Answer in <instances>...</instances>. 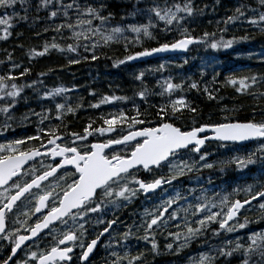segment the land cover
Instances as JSON below:
<instances>
[{
  "label": "trees",
  "instance_id": "16d2710c",
  "mask_svg": "<svg viewBox=\"0 0 264 264\" xmlns=\"http://www.w3.org/2000/svg\"><path fill=\"white\" fill-rule=\"evenodd\" d=\"M186 2L192 4L194 12L191 16L180 13L184 18L179 25L176 22L165 25L149 11L155 7L172 8L174 11V5L183 6ZM42 3L43 0H24L21 4L18 0L14 9L0 8V16L12 15L15 12L10 21L12 27L8 29L11 34L6 40H0V77L11 75L16 78L5 81L6 90H11V84L15 83L24 91L12 102L0 104V107L12 105L8 114L0 113V144L12 143L27 134L48 138L43 135L44 132L56 128L59 129L58 134L69 136L75 132L85 133L86 128L91 133L101 128L108 130L109 126L104 123L105 119L119 117L121 113L125 117L147 121L144 124L132 125L130 128V121L122 120L113 125L112 130L115 134L111 137H115L118 133L131 129L159 126L162 122L160 109L165 105H168V110L163 122L172 123L182 130H189L198 125L228 122L264 123V22L257 26L249 24L248 10L237 0H49L46 7H41ZM61 4L72 5L67 18L63 14ZM241 6L245 13L243 16L236 13V8ZM253 6L260 11L264 10L258 2L253 3ZM87 7L97 8L101 15L109 17L103 26L104 29L110 31L114 27H120L124 30L118 40L110 41L108 44H104L99 36L94 37L97 39L94 42H98L99 45L95 49L97 57L95 60L92 59L93 50L90 46L88 51L83 47L78 48L75 53L67 51L68 45L76 43L67 28L60 32L55 31L59 25L66 24L69 20L75 24L80 18V13ZM52 11L58 12L57 17L50 18ZM229 17L237 18L225 23ZM99 24L100 21L93 20V26ZM149 24L153 25L149 27L150 37H145L143 33L137 36L130 30L131 26ZM4 27L0 25V35L4 34ZM205 33L208 34L207 37ZM184 35L203 40L204 42L199 43L200 46H208L213 41H233L232 50L239 51L242 58L233 59L234 56H225L224 48L220 47L212 56L215 66L201 71L197 61L206 56L200 51L194 59H190L189 53L186 61L177 60L176 63L190 64L175 66L174 72L169 75L178 78L175 84L181 85L180 89H175L171 93L165 91L166 85L158 72H154L152 76H149V73L145 74L138 81L129 80L125 72V66L133 67L126 63L129 55L172 43ZM53 42L64 51L52 48ZM80 43L88 42L81 37ZM46 45L49 47L44 55L34 54L43 52ZM250 48L257 52L253 54L252 51H248ZM74 59L79 60V63H72ZM122 60L125 62L119 63ZM158 60L143 63V66L157 63ZM252 77H256L255 83L252 82ZM229 79L237 81L244 79L250 87L238 92L236 89L239 84L231 85L227 83ZM193 83L197 88L190 87ZM57 88H63L65 91L58 95H49ZM205 88L208 89L207 92L204 91ZM141 92L145 93L144 98L137 97ZM122 96L127 100L117 101ZM104 97L109 98L108 102H102ZM178 98H183L188 107L181 108L173 114L170 104L172 100ZM58 103L65 105L60 120L56 119ZM68 107L73 111L68 112ZM189 108L195 111H189ZM41 117H46L43 123ZM260 144L259 142L249 145L224 144V147L219 143L208 144L199 155L186 153L180 156V159L188 162L200 155L205 157L209 155L206 160L213 167H204L195 174L199 187L209 190L210 194L220 191L230 201L245 199L248 196L244 191L249 186H252L253 192L264 191V153L257 151ZM249 157L253 163L238 167V160H247ZM165 173L164 169L156 176L165 177ZM189 175L190 173L184 176ZM179 186L178 182L172 184L173 188ZM145 209H150L147 202ZM139 210L137 206L132 209V213H129L130 222H136ZM251 212L245 213L243 209L242 213H238L239 219L243 217L242 223H245V218L248 221L245 228H239L236 232L244 238L240 241L241 244L249 241L248 237L252 236L253 232L260 233L264 229V213ZM126 214L120 213L119 216L124 220ZM115 228L123 233L127 231L124 223H117ZM210 233L211 230L207 229L204 235L196 240L197 247L191 248L187 253L184 251L175 253L171 250L163 252L161 249L154 257L143 247L147 244V241L143 240L133 246L134 256L141 257L136 262L187 264L184 262L186 257L198 256L202 249L208 248L202 247L203 245L212 244V247L216 245L207 242ZM102 241L91 261L99 257L104 261L109 257L107 249L101 246ZM52 242L50 238H46L43 248L49 249ZM149 244L151 245L150 242ZM234 245L235 242H231L223 247L233 249ZM206 256L212 258L211 264H241L243 250L233 252L231 256H219L216 253Z\"/></svg>",
  "mask_w": 264,
  "mask_h": 264
},
{
  "label": "snow or ice",
  "instance_id": "6c2138e0",
  "mask_svg": "<svg viewBox=\"0 0 264 264\" xmlns=\"http://www.w3.org/2000/svg\"><path fill=\"white\" fill-rule=\"evenodd\" d=\"M18 0H0V8L9 9L13 8L17 4ZM19 3L23 4L24 0H19ZM49 0H43L41 7H46ZM260 5L264 6V0H259ZM64 9V16L68 17L69 9L72 8L71 4H61ZM242 7L236 8V13L240 16L245 15L242 11ZM175 10L172 8L160 9L159 7L149 9L158 20L162 21L165 25H171L174 21L179 25L183 19L179 16V13H185L188 16L193 15L194 7L190 2H186L183 6L174 5ZM79 11V9H77ZM26 11V10H25ZM15 12L12 15L0 16V25L4 27V34L0 35V40H6L11 34L8 29L12 27L10 21L12 20ZM58 12L52 11L50 18L57 17ZM86 17V18H85ZM237 17H229L225 23H229ZM24 19V17H21ZM109 17L101 15L100 10L94 7H87L80 13V18L77 19L75 24L70 20L66 24L59 25L55 31L60 32L62 29L67 28L71 32V38L76 41L75 44H70L67 47V51L70 53L77 52L78 48L83 47L85 51H88L89 46L93 50L92 59H97L95 55V49L99 46L98 42H94V37L100 36L103 39L104 44H108L110 41L118 40L124 31L120 27H114L110 31L104 29L103 26ZM93 20L100 21L99 25L93 26ZM264 22V12H261L259 20L252 18L248 20L249 24L254 26ZM147 26H131L130 30L139 36L141 33L145 37H150L149 27ZM79 29V30H77ZM208 34L205 33V37ZM81 37L88 43L81 44ZM203 40H196L193 37L185 36L184 39L178 40L175 43L168 45L164 44L160 48H154L137 53L135 56H128L127 60H134L137 57L150 56L154 52L167 51L169 49L186 50L189 44L201 43ZM233 41H213L210 44L212 49H218L220 47L230 48ZM48 45L45 46L43 52L34 53L35 55H44L48 51ZM52 48H60L55 42L51 44ZM72 63H79V60H72ZM125 61H119L124 63ZM115 66V65H114ZM143 76L141 73L137 79ZM14 76H2L0 77V92L5 93L13 100L20 95L21 88L15 83L11 84V90H6V80H15ZM215 79V78H214ZM252 82H256V77L251 78ZM227 83L231 85L239 84L236 89L238 92L242 89L246 90L250 87L244 79L239 81L235 79H229ZM191 88H197L195 83L190 85ZM181 85L173 84L170 81H166L165 91L171 93L175 89H180ZM65 89L57 88L49 95H58L64 92ZM208 91L207 88L204 89ZM141 98H144L145 93L139 94ZM210 98H212L210 96ZM3 99V96H0ZM109 98L104 97L102 102H108ZM12 105L0 107V113L8 114ZM97 105H93L96 107ZM173 114L180 111L181 108H187L183 98H178L171 101L170 104ZM65 109L64 104H56L57 116L56 119L60 120ZM168 105L161 107L160 114L162 122L157 127H145L142 130H131L128 135L122 136L117 139L109 138L103 143H85L78 144L77 141H86L87 136L91 135L88 129H85V135L80 136L76 133H71L73 140L69 144H58V140L63 138L58 134L59 129H50L44 132V136H47V143H44L43 136H30L29 140H39L40 148L45 149L41 152L39 148H32L28 151L23 150L21 145L25 144L23 139H18L8 144L7 146L0 144V234L6 232V221L9 213H14L16 208L19 207L18 202L23 203V200L29 197H35L36 203L34 205V211L24 212L23 215L28 219L31 216H36L34 225L28 224V220L17 219L16 223L19 224L24 232L27 234H16L9 232L3 235V239L9 240L14 237L13 246L11 248V255L4 261V264H8V261L17 254L18 249H21L27 241H32L36 244V239L40 238V233L47 230V235L51 236L54 241L50 249H46L43 252L33 251L30 253L28 259L35 261V264H60L65 260L70 261L71 256L69 253L73 251L75 242L79 239L77 232L80 236L84 235L86 231L85 222L89 214L102 213L104 208L108 205H114L119 207L116 203L117 200H130L135 196L138 191L145 193L154 191L160 188L163 184H171L178 176L185 174V169L192 170V165L184 162L182 164L173 163V157H176L180 150L187 149L191 152L199 153L201 147L204 145L207 139H214L217 141H246L255 138H264V123H220L218 125L211 126L210 130L214 133L213 136H203L201 133H206L209 126L204 125L193 128L191 131H183L179 127H175L172 123L163 122L167 116ZM189 111H195V109H188ZM68 112H72L71 107L67 108ZM46 117H41V123ZM122 120H129L131 128L135 124H144L147 121L139 120L136 118L125 117L123 113L119 117L113 116L111 119H105L104 123L109 126L108 130L113 129V125L121 122ZM90 127V126H89ZM42 131V130H38ZM101 134L106 131L104 128L98 129ZM135 142L134 144L131 142ZM52 147L49 148L48 146ZM123 145L126 149H130V155H122L113 146ZM108 150V151H106ZM37 157H48L52 160V163L45 164L41 161L43 168L42 172H37L32 169L31 172H24V165L29 161L35 160ZM200 160H206L204 155H200ZM253 163L251 157L247 160H238V167L246 166ZM167 164L169 166V176L166 178L160 176L152 182L146 183L142 179L136 178L135 174L131 171L136 169L139 171L143 168L145 172H152L153 168H163ZM206 168H212V164L205 163L203 165ZM62 173V174H61ZM31 176L30 180L23 179L24 176ZM55 181V183H53ZM63 181V184L60 183ZM11 182V183H10ZM45 182H48L45 187ZM130 185H138L136 187H130ZM7 186V187H5ZM36 191H33V190ZM57 189H60L57 191ZM245 191L248 193L250 199H246L243 202L240 200L230 201L227 196L223 197L221 203L227 209L225 212L223 209L220 212L211 211L216 205L213 203L196 204L194 206L193 216L205 214L203 219H197L196 223L200 227L194 228L192 226H186L185 241L195 237L208 223H218L219 228L227 232L234 231V228L229 226V221L237 217L238 213L245 205L252 207V201H256V205L261 212H264V191H252V186H249ZM180 198V193L177 196L167 200L166 207L163 211H159L158 214L148 213L152 216L150 221H146L145 235L142 239L147 241L152 233L153 227L158 226V222H165L162 218L168 213V209L175 203L176 199ZM200 200L201 197H197ZM171 220H176V212H172L169 217ZM69 220L72 221L69 225ZM99 223H104L102 219L98 220ZM247 218L245 223L239 224V228L243 229L247 225ZM108 227L103 232L99 233V236H103L105 232H108L114 220L108 221ZM180 227V225H177ZM19 233V229H17ZM130 232L124 233L127 237ZM179 238L180 233L173 234ZM93 239L87 248L83 251L81 260H87L89 253L93 251L94 246L99 239ZM250 243L247 247H243L240 242L235 244V247L229 251L220 249V254L225 256H231L233 252L239 251L243 248L244 261L243 264H250V260L254 254H259L261 260L258 264H264V232L254 233L248 237ZM63 246V247H61ZM82 248L84 245L81 243ZM185 245H182L183 247ZM37 247H39L37 245ZM152 249H157L155 240L151 243ZM169 249L172 245H167ZM113 256L116 257L112 264H120L124 259H128V264H134L135 261L140 260V256H134L128 258L127 254L124 257L119 256L113 252ZM142 255V254H141ZM212 258L201 255L200 260L196 264H211ZM19 264V262H17ZM24 264H28L27 261Z\"/></svg>",
  "mask_w": 264,
  "mask_h": 264
},
{
  "label": "rangeland",
  "instance_id": "374dc122",
  "mask_svg": "<svg viewBox=\"0 0 264 264\" xmlns=\"http://www.w3.org/2000/svg\"><path fill=\"white\" fill-rule=\"evenodd\" d=\"M237 1L239 2V4L244 5L246 7V9L248 10V14H247L248 19L247 20L252 19V18L259 20V16H260L261 12H264V10L260 11L259 8H256V6H253V3H256V2L259 3V0H237ZM178 15L182 16V15H180V13ZM182 17L184 18V15ZM0 33H1V29H0ZM233 47H234V45L232 44V46L230 48H224V55L225 56H234L233 59L242 58L239 51L232 50ZM218 50H219V48L215 49V50L212 49L210 47V45L198 46V47H195L193 50H191L189 58L194 59L197 56V53L202 51L206 57H204L200 61H197V63L200 66L201 71H206L207 67L211 68V67L215 66L214 62L212 61V56ZM248 51H252L253 54L257 52L255 49H252V48H250ZM187 58H188V56H187ZM177 60L186 61V57H183V56L172 57V60L164 58L163 60H161L157 63H153V64H150L147 66L134 67L130 71V73H127V74L132 79V82H134L135 80L136 81L139 80V79H137V77L140 76L141 73H143V75L149 73V76H152L154 74V72H158L162 75V80H163V83H165V85H166V81H170L173 84H175V82L178 81V78H175V76H169L172 72H174V70H173L174 67L175 66L182 67L183 65L188 66L190 64V62L187 64L186 63L178 64V63H176ZM0 96H3V99H0V104L7 102V101H9V102L13 101V99L11 97H8L6 94H0ZM23 140L26 143L29 141V139L28 138L25 139V137L23 138ZM222 147H224V145H222ZM257 151L259 153H264V143H261L260 145H258ZM234 159H236V158H234ZM184 162H186V161H181L180 159L173 160V163H176V164H182ZM186 163L193 166L191 171H188L187 169H185L186 175H188L191 172L192 173L198 172L202 167H204L203 165L205 163L210 164V162H208L206 160L201 161L200 157L196 158L192 162L188 161ZM167 172L169 173V166H167ZM191 178H192L193 184H197V181H198L197 177L192 175ZM169 188H170V184H167V189L165 190V192ZM165 192L162 195L160 194L161 196L159 197L158 202L153 205L150 213H152L154 215L158 214L159 211H163V208L167 206L165 202L167 200H169L170 198L165 195ZM244 192L248 196V199H250L248 193L246 191H244ZM213 196H216V195L214 194ZM197 197H201V199L197 200L196 199ZM221 200L222 199H220V198H215V200L212 201L206 190L198 191L197 187H196V189H192L191 199L189 200V198L187 197L184 199V201L181 204H178V199H177L175 207L172 208V206L175 204V203H173V205L168 209V213H166L165 216L162 218V220L165 222H158V226L153 227L152 233L149 236V239L147 240V244L143 245V247L149 253L154 251L152 249L151 245L149 244V242L153 240L152 236L156 232H164L166 234L163 237L165 239L162 238V240H161V239H159V237L154 238L157 241L156 242V244H157L156 250L162 249L163 252L171 250V252L178 253V252L183 251L182 249L187 248L188 250H190L191 248L197 247V241H195V240L199 236L204 235L205 231L207 229H209V227L211 225H215V224L219 225V224L215 223V222L206 224V226L195 237H193L192 239H190L186 242L185 238H184L186 235V226H192L194 228L200 227L199 224L196 223V220L197 219H203L204 215H205V214H200L198 216H193L192 213L194 211V206L198 203H200V204L209 203V205L214 203L216 205V207L212 208L211 211L220 212L222 209L224 210V208H225L224 205L221 203ZM252 203L254 204V206H252V209L247 208L245 213H248V212L252 213L251 211H253L254 213H264L258 209V206L256 205V201H254ZM32 204H33V201H29L26 204V206L23 208V210L27 209L28 207H31ZM172 212H176V215H177L176 220H171L168 218ZM142 213H143V209L139 210L138 214L136 216V219H137L136 222L135 223H132V222L128 223L126 232H130V234L127 237L124 236L123 231H119V230L115 229V230H113V232L108 234L107 237H105L104 240L102 241L101 246H103L104 248L107 249L106 253H110V262H111L110 264H112V261H114L116 259V257L112 255L113 252L117 253L121 257H124L125 254H127L128 258L134 257L135 252L130 254L128 247L129 246H135L139 242H142L144 240L142 238L145 235L146 221H150V219L152 218V216H150V215L144 217V216H142ZM20 216L22 219L25 217L23 215V213H20ZM242 219H243V217L241 219H238L236 217L229 223V226L233 227L234 231L227 232V231L223 230L224 235L230 237V240L234 241L235 244L244 239V238H238L234 234L235 231L239 229V224L242 223ZM177 225H180V227H177ZM11 232L13 233V230H11ZM261 232H264V229H262ZM176 233H180L179 238H177L175 235H173ZM168 235H170V237ZM248 235H250V234H248ZM218 236H219V230L218 229L213 230L209 235L210 240H208L207 242H209V243L218 242V245H215L214 247H212L213 246L212 244L203 245L202 247H208V248L202 249L198 256L192 255L190 257H186L184 262L187 264H195V262L200 259L201 255H206V254L212 255L213 253H216L219 256H223L220 254L219 250L225 249V251H229L231 248L223 247L224 246V239L218 241L217 240ZM166 238H169V239L166 240ZM207 242H203V243H207ZM249 243H250V241H245L242 245H243V247H247ZM169 244L172 245L171 249H169L167 247V245H169ZM182 245H185V246L181 247ZM234 247H235V245L232 246V248H234ZM33 250H34V248L28 247L26 251L22 252L19 255V257H18L19 259H16V262L14 264H17V262H19V264H24L25 261H27L28 264H31V260H29L28 257L30 255V253L33 252ZM242 250H243V248H242ZM37 252H41V250H39ZM219 256H217V258H219ZM244 259L245 258L243 255L240 258L241 264H243ZM260 260H261V257L259 256V254L258 253L254 254L250 260V264H258V262ZM120 264H128V259L122 260L120 262Z\"/></svg>",
  "mask_w": 264,
  "mask_h": 264
},
{
  "label": "flooded vegetation",
  "instance_id": "af4514ba",
  "mask_svg": "<svg viewBox=\"0 0 264 264\" xmlns=\"http://www.w3.org/2000/svg\"><path fill=\"white\" fill-rule=\"evenodd\" d=\"M31 136H33V135H31ZM25 139H27V137H25ZM72 140L73 139H70L69 137H64L59 142V144H61V145L69 144V143H71ZM93 141L94 140H92L91 138H88L85 141V143H89V142L92 143ZM80 142L81 141H77V143H80ZM35 144H36V140H29L27 143L25 142L24 145H21L19 147H21L25 151H28L32 148H39V150L41 152L45 151V149L40 148V145H37V144L35 145ZM5 146H7V145H5ZM48 147L51 148L52 146H48ZM41 161H43L45 164L52 163V160L50 158L40 157L37 160H34V161L30 162L29 164H27L26 166H24L23 171L24 172H31L32 169H35L37 172H42L43 168L41 166ZM133 173L135 174L136 178L142 179L146 183L153 181V180H147V178L150 177L151 172L150 173L149 172L142 173L140 171H137V172H133ZM23 179L30 180L31 176L30 175L24 176ZM53 183H55V181H53ZM60 183L63 184V181H60ZM47 184H48V182H45V187H47ZM5 187H7V186H5ZM130 187L138 188V185H130ZM59 190L60 189H57V191H59ZM0 191H2V189H0ZM33 191H36V190L34 189ZM151 194H144L142 191H138L136 198L140 197V195H142V196H145V198L149 199V198L157 195V194H153V193H151ZM29 201H33L32 206L23 210V208L26 206V204ZM35 203H36L35 197H29L28 199H25V200H23V203L18 202L19 207L16 208L14 213H9V215H8V218L6 221V232L3 235L8 234L9 232H11V230H13V233H16V234H27L24 232V229L19 224L16 223V221H17V219H19L20 213H24L26 211L29 213L33 212ZM116 203L119 205V207H116V206L110 204L104 208L102 213L89 214V216L86 218V222H85L86 231L84 232V235L80 236L79 232H77V236L79 237V239L75 242V245L73 246V251L71 254V260L69 262H60V264H70V263L78 264V260H80V255L83 252L85 246L88 244L89 241H92L93 239H97V237L99 236V233L103 232L104 229L106 227H108V223H107L108 221L114 220L115 223L112 225V227L109 229V231L106 232V234L103 237H105L106 235L113 232V230L115 229L116 221L118 219L122 218L121 216H119L120 213H127L126 214V216H127L129 213L132 212V208L134 206V198L131 197V199L127 200V201L117 200ZM38 215L39 214H36V216H38ZM36 216H31V219L24 217L23 219L21 218L20 220L23 221V220L27 219L28 224L34 225V222L36 220ZM99 219H102L104 221V223H99L98 222ZM71 223H72V221L69 220V225H71ZM17 229H19V233H17ZM45 234H47V232L42 234L40 236V238H35L36 244H33L32 241L29 242L30 244H28L26 247H24L18 255H20L22 252L26 251L28 247L38 248L39 250H41V252L45 251L47 248H43V246L46 242V238L51 239V236H48ZM3 235L0 236V260H2V261H3L4 256L7 257L10 255L11 248L13 246V241H14V237L12 239L5 240L2 238ZM103 237H101V238H103ZM53 243H54V241L52 242V244ZM81 243L84 245L83 248L80 246ZM37 245L39 247H37ZM50 247H49V249H50ZM61 247H63V246H61Z\"/></svg>",
  "mask_w": 264,
  "mask_h": 264
},
{
  "label": "water",
  "instance_id": "95a60500",
  "mask_svg": "<svg viewBox=\"0 0 264 264\" xmlns=\"http://www.w3.org/2000/svg\"><path fill=\"white\" fill-rule=\"evenodd\" d=\"M184 39V38H183ZM175 43V42H174ZM173 44V43H172ZM193 44V43H192ZM191 44H189L188 45V47H187V49L189 48V46H190ZM157 48H160V47H157ZM186 49V50H187ZM185 50H180V49H176V50H172V49H169V50H167V51H161V52H154V53H152V55H150V56H145V57H137L136 59H134V60H131V62H133V63H135V62H142V61H144V59L146 60V59H149V58H157V57H160V56H164V55H166V54H179V53H183ZM132 56H135V54L134 55H132ZM232 123H236V122H232ZM210 128L211 127H209V129H208V131L207 132H209V133H212V131L210 130ZM138 131V130H137ZM189 131H191V130H189ZM129 133H127V134H125V135H128ZM202 134V133H201ZM124 135V136H125ZM214 135V133H212V134H210L209 135V137L210 136H213ZM217 141V140H214V139H207L206 141ZM254 140H264V138H255V139H250V140H246V141H237V142H234V141H220V142H223V143H239V144H243V143H250V142H252V141H254ZM115 146V145H114ZM38 158V157H37ZM29 162H31V161H29ZM28 162V163H29ZM27 163V164H28ZM26 165V164H25ZM24 165V166H25ZM157 189H159V188H157ZM156 189V190H157ZM150 192H152V191H150ZM252 202H254V201H252ZM246 206V205H245ZM43 233V232H42ZM42 233H40V234H42ZM106 234V232L104 233V235ZM1 235V234H0ZM103 235V236H104ZM103 236H100L99 237V239H98V241H97V244H98V242H99V240H100V238L101 237H103ZM35 239V238H34ZM31 241V240H30ZM30 241H27L26 243H25V245L27 244V243H29ZM97 244L94 246V248H93V251L91 252V253H89V256H88V258H87V260L90 258V256H91V254L94 252V250H95V248H96V246H97ZM24 246V245H23ZM22 246V247H23ZM21 247V248H22ZM87 248V247H86ZM20 249H18V251H19ZM86 250V249H85ZM18 251H17V253H18ZM10 255H11V252H10ZM9 255V256H10ZM17 255V254H16ZM15 255V256H16ZM8 256V257H9ZM15 256H13L12 257V259L11 260H9L8 261V264L14 259V257ZM87 260H81L82 262H85V261H87ZM2 264H4V262L2 263Z\"/></svg>",
  "mask_w": 264,
  "mask_h": 264
},
{
  "label": "bare ground",
  "instance_id": "6f19581e",
  "mask_svg": "<svg viewBox=\"0 0 264 264\" xmlns=\"http://www.w3.org/2000/svg\"><path fill=\"white\" fill-rule=\"evenodd\" d=\"M26 33V32H25ZM183 38H185V36L184 37H181V38H179V39H177L176 41H178V40H181V39H183ZM196 39V38H195ZM196 40H198V39H196ZM176 41H174V42H176ZM174 42H172V43H174ZM172 43H169L168 45H171ZM164 45V44H163ZM162 45H160V46H158V47H161ZM198 46H200V44L199 43H193V44H191L190 46H189V48L187 49V50H185L183 53H179V54H166V55H164V58L165 59H169V58H172V57H179V56H183V57H186L187 58V56H188V54L189 53H191V50H193L195 47H198ZM157 48V47H156ZM154 49V48H153ZM151 50V49H150ZM149 50V51H150ZM137 53H135V55H136ZM150 61H154V59H152V58H149V59H144V61H143V63H146V62H150ZM96 65V64H95ZM236 123H248V122H236ZM157 127V126H156ZM196 128V127H195ZM142 130V129H141ZM190 130V129H189ZM126 134V133H125ZM249 144H251V143H247V144H244V145H249ZM258 147V146H257ZM186 185H187V183H185Z\"/></svg>",
  "mask_w": 264,
  "mask_h": 264
}]
</instances>
